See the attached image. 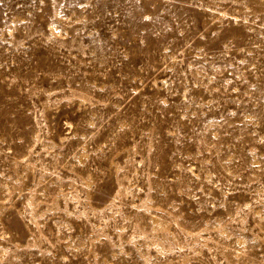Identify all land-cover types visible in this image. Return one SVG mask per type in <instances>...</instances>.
<instances>
[{
    "label": "rangeland",
    "instance_id": "rangeland-1",
    "mask_svg": "<svg viewBox=\"0 0 264 264\" xmlns=\"http://www.w3.org/2000/svg\"><path fill=\"white\" fill-rule=\"evenodd\" d=\"M0 264H264V0H0Z\"/></svg>",
    "mask_w": 264,
    "mask_h": 264
}]
</instances>
